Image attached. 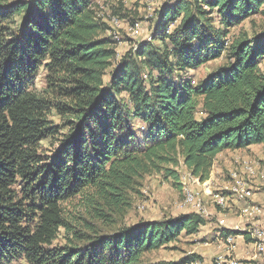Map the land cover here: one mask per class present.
Instances as JSON below:
<instances>
[{"label": "trees", "instance_id": "16d2710c", "mask_svg": "<svg viewBox=\"0 0 264 264\" xmlns=\"http://www.w3.org/2000/svg\"><path fill=\"white\" fill-rule=\"evenodd\" d=\"M95 7L0 0V264H150L145 254L209 220L193 211L105 232L141 180L162 174L182 190L179 165L203 183L219 154L264 149V32L229 37L264 16V0L166 3L151 40L122 56ZM222 56L206 78L188 75ZM76 198L83 212L67 217Z\"/></svg>", "mask_w": 264, "mask_h": 264}, {"label": "rangeland", "instance_id": "374dc122", "mask_svg": "<svg viewBox=\"0 0 264 264\" xmlns=\"http://www.w3.org/2000/svg\"><path fill=\"white\" fill-rule=\"evenodd\" d=\"M12 2L14 0H2ZM175 0H94L95 12L101 22L109 26V34L116 40V51L118 56L135 50L138 44L142 41L151 38L154 20L158 15L157 11L166 3ZM118 20L115 22L114 20ZM139 24L142 33L141 36L132 37L129 29L131 23ZM264 32V16L258 15L243 22L239 27L233 28L229 32V37L237 36L245 33L249 37L258 33ZM225 64L224 56L217 60L210 61L202 65L196 71H190L191 76L195 81H200L219 67ZM43 71H41V74ZM42 76L36 80L38 89L43 87ZM58 143L54 139L47 140L42 143V149L45 156H52L53 152L58 149ZM249 165L254 169V176L249 179L250 186L258 188L260 193L264 194V149L258 147L254 150L241 151H225L219 154L211 169L209 179L203 183L196 184L197 178L193 177L182 165H179L177 170L182 184V190H178L170 179L166 180L162 174L145 177L141 180L139 193L131 192L129 194L131 206L120 214H116L114 225L111 228H104L106 231H114L120 227L132 226L140 221H154L167 218H173L180 214L193 212L192 208L183 207V196L186 190L197 191L202 194V191H217L230 184V176L234 173L244 176V167ZM246 177V176H245ZM248 180V178H246ZM195 183V184H193ZM256 183V184H255ZM251 186V187H252ZM81 200L76 198L62 205V210L67 217L77 216L83 212L81 209ZM207 210L214 214V208L207 205ZM222 213L225 214L223 211ZM225 219H234V215L228 214ZM224 218L223 216H221ZM220 217V218H221ZM236 218V215H235ZM208 224L200 229L193 236L182 234L178 240L165 249H160L148 254H145L143 261L145 263L156 264L164 262L178 261L186 255L198 256L199 264H214V258L219 251L218 240L215 237V222L216 218L211 215L207 218ZM63 232L58 237L54 245H62ZM242 242V241H240ZM243 244V243H241ZM222 253V252H221ZM241 264L246 262L240 261ZM258 262V260H257ZM255 262V264H258ZM252 264L251 262H247ZM11 264H28L25 261H14Z\"/></svg>", "mask_w": 264, "mask_h": 264}, {"label": "built area", "instance_id": "2783aa9c", "mask_svg": "<svg viewBox=\"0 0 264 264\" xmlns=\"http://www.w3.org/2000/svg\"><path fill=\"white\" fill-rule=\"evenodd\" d=\"M117 22L118 20H114ZM132 37L141 36L142 30L139 24H134L129 29ZM149 41L151 40L148 39ZM254 169L245 165L244 176L234 173L230 176V184L222 190L217 191H202V194L197 191L186 190L183 196V207L192 208L202 218H209L212 213L207 210V205H211L214 209L220 208L226 210L231 205H239V216L247 221H250L244 228L238 229L239 232L249 237V243L255 255L261 256L264 259V203L255 204L251 202L253 190L249 184V179L254 176ZM246 176V177H245ZM248 178V180L246 179ZM196 184H200L199 180H195ZM195 184V183H193ZM233 237L225 238V253L214 259V264H239L234 257ZM192 264H199L198 261ZM264 264V262L262 263Z\"/></svg>", "mask_w": 264, "mask_h": 264}, {"label": "crops", "instance_id": "0c3cea01", "mask_svg": "<svg viewBox=\"0 0 264 264\" xmlns=\"http://www.w3.org/2000/svg\"><path fill=\"white\" fill-rule=\"evenodd\" d=\"M258 147H260V146H252L248 150L251 151V150H254ZM224 188H222V189H224ZM251 188L253 190V197L251 199V202L258 204V205L263 204L264 203V194H262L260 192L257 193V191H259L258 188H253V186ZM238 207H239V205L236 206V204H235V205H231L230 208L223 210L225 212V214H226V212H228V214L231 213L232 216L234 215V219H230V220L225 219V216H227V215H225L224 213L214 210L213 216L216 218V222H215L216 232H215V236H214L215 238L214 239L218 240L219 243L221 244L218 247L219 248V251H218L219 254H217L215 256V258L217 256L223 255L225 253V248H226L225 238L220 235L221 230H230V231L239 232L238 229L244 228V226L251 223L250 221H247L246 219H243L239 216V211H238L239 208ZM235 215H236V218H235ZM221 216H223L224 218H222ZM230 236H232V235H230ZM232 237L234 238L233 239V245H234L233 254H234L235 260L239 264H241V262H240L241 260L243 262H246L245 264H248L247 262H251L252 264H255V262H257V260H258V262H257L258 264H262L264 262V259L261 256L255 255L252 246L249 243L245 242L242 235H236V236H232ZM240 241H242V242H240ZM241 243H243V244H241Z\"/></svg>", "mask_w": 264, "mask_h": 264}]
</instances>
